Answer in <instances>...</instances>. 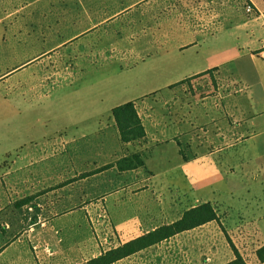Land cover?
<instances>
[{
    "label": "crops",
    "instance_id": "crops-1",
    "mask_svg": "<svg viewBox=\"0 0 264 264\" xmlns=\"http://www.w3.org/2000/svg\"><path fill=\"white\" fill-rule=\"evenodd\" d=\"M150 1L0 0V165L10 158L14 172L41 166L13 182L0 179V264H82L99 256L104 250L87 259L76 254V242L84 243L97 213L92 205L127 203L144 192L158 197L160 179L171 174L196 194L184 212L210 202L222 224L210 221L169 238L181 239L184 249L175 248L187 252L189 264L202 250L210 261L204 264L230 263L236 258L231 243L245 264H264L257 254L264 247V0L256 2L261 15L248 21L229 13L224 0L199 4V10L225 11L195 26L206 28L202 40L165 38L135 67L108 70L102 57L84 60L83 52L71 65L72 44ZM237 58L256 69L235 64ZM143 69L157 73V85L147 78L146 90L116 86ZM249 79L259 86L256 96ZM237 84L239 91L229 89ZM127 102H134L145 129L143 138L131 142L122 141L112 116ZM66 150L63 176L54 160L44 165ZM70 150L76 182L70 181ZM137 154L143 165L117 167ZM134 225L126 232L139 231ZM197 230L206 231L205 238L186 246L185 235L194 239Z\"/></svg>",
    "mask_w": 264,
    "mask_h": 264
},
{
    "label": "rangeland",
    "instance_id": "rangeland-1",
    "mask_svg": "<svg viewBox=\"0 0 264 264\" xmlns=\"http://www.w3.org/2000/svg\"><path fill=\"white\" fill-rule=\"evenodd\" d=\"M219 1L221 0H151L150 3L144 6H138L134 10L121 14L112 21L99 26L97 29L87 33L85 38L80 42L72 44L70 51L73 55H71L70 63L74 65L78 61L77 53L83 52L85 53L84 60L102 57L103 67L106 66L104 67L105 69H125L133 66L135 67L147 57L153 56L158 46L160 44L163 45L165 38L168 39L172 36H178V40L184 44L193 40H202L206 28L195 26L199 24L204 25L207 19L211 20L212 18H217L219 14L225 13V11L207 8L199 10L197 6L203 2L216 4ZM224 2L229 4L230 11L228 12L231 14L236 12L240 19L248 21L249 19H255V16L257 18L261 15L256 5L257 0H224ZM247 5L252 7L251 12H247L245 8ZM233 6L237 7L234 9ZM239 59L240 58L236 59L235 64L237 62L239 64L243 63V60ZM243 65L250 71L256 69L248 60H245V64L243 63ZM154 68L157 70V63ZM135 74L137 76L136 79H131L125 75L120 78L119 84L116 86L119 87L121 83L130 87L128 89L129 92L131 90L141 91L143 85L145 86L143 90L147 89V78L150 79L151 84L157 81V73L149 71L148 69L139 70ZM228 76L229 75L224 74L223 77ZM249 81L253 89L252 93L256 96V93H260L258 92L259 86H257L255 79H249ZM155 85H157V82ZM121 87L124 89L125 86L121 85ZM241 87V84H237V86L230 85L229 89L232 91L237 89V91H239ZM178 88L177 86L176 89ZM201 89L207 90L205 85L201 86ZM238 94L241 95V93ZM53 160L56 164L61 166L59 174L63 176L68 170L67 150L65 152L60 151L56 154L54 159L47 160L44 165L47 166L50 163L49 166H52ZM10 161L11 159L7 158L5 163L0 165L5 167V169H0V179H5L6 182H13L16 178L22 179V174L41 168L39 165H33L23 171L14 172L13 164ZM76 162L75 156L70 150V171L75 174V178L71 177L70 181L75 182L78 179L73 170ZM62 167H64V169H62ZM177 177H179V175H177L176 178ZM173 178L174 175L171 174L166 176L165 182H163L162 178L160 179L161 186L158 187V197L154 194L150 195L144 192L138 196L135 195L136 197L127 203L115 202L114 200H109L107 202L104 200L102 203H98L99 208L93 204L92 211H97V213H95V215L92 212L93 218L90 220L91 228H87L86 232L82 235L84 236V243L76 242L78 246L76 254L83 255L84 252L85 259L91 258L100 250L107 251L118 247L124 242L126 243L135 239L137 236H140L139 232L146 230L151 231L156 225L161 226V224L171 223V221L178 219L180 215L184 213L185 206L189 201L195 203L197 198L189 185L177 179L178 182H174L172 181ZM68 180V178L64 179L65 182ZM178 187L184 189L187 195H184L183 190H178ZM198 190L201 194L203 188H199ZM236 212L237 210H233L234 214H236ZM235 222L237 223V221ZM132 224H135L134 229L137 231L138 228L139 231L136 233H127L126 231ZM250 227L251 225L246 223L244 231H248ZM244 231L243 228H239L236 231L238 243L242 240V236H239V233H244ZM212 235L213 238L219 241V237L216 234ZM212 235H210V237ZM205 236L206 231L200 230L196 231L194 239H187L190 235H185V245L190 246L197 239L205 238ZM175 238L176 237L169 240L166 239L167 241L164 240V242H160L158 245L155 244L156 246L154 247L142 252L140 251L141 253L138 252V254H133L125 258L122 263L117 264H141L138 262L141 260L144 261V264H189L186 257L187 252L176 249H184L180 241L181 239L177 237L178 239L175 240ZM66 244L67 248H70L69 240L66 241ZM80 245H83V247L81 248ZM188 250L190 251L189 248ZM249 251L252 252L253 249ZM69 253L72 254V251L70 250ZM243 253L247 254L248 252L244 250ZM208 258L209 257L205 255V251H199L198 259L194 264L210 262ZM78 260L81 261L82 258Z\"/></svg>",
    "mask_w": 264,
    "mask_h": 264
},
{
    "label": "trees",
    "instance_id": "trees-1",
    "mask_svg": "<svg viewBox=\"0 0 264 264\" xmlns=\"http://www.w3.org/2000/svg\"><path fill=\"white\" fill-rule=\"evenodd\" d=\"M112 116L117 124L123 142H131L145 136V129L137 113L134 102H127L113 108ZM141 165H143V160L138 154L123 158L117 162V167L121 171L137 168ZM210 221H217L222 227L220 218L213 205L210 202L202 203L201 205L185 211L181 218L175 222L162 225L144 235L123 243L118 247L103 251L99 256L82 264L115 263L169 239L176 234L193 229ZM228 240L231 243L229 238ZM231 246L233 247L236 258L228 264H245V261L239 251L232 243ZM257 254L262 263H264V247L260 248L257 251Z\"/></svg>",
    "mask_w": 264,
    "mask_h": 264
},
{
    "label": "built area",
    "instance_id": "built-area-1",
    "mask_svg": "<svg viewBox=\"0 0 264 264\" xmlns=\"http://www.w3.org/2000/svg\"><path fill=\"white\" fill-rule=\"evenodd\" d=\"M245 8H246L247 12H251L252 11V7L250 5L245 6ZM260 55L262 57H264V48L261 50Z\"/></svg>",
    "mask_w": 264,
    "mask_h": 264
}]
</instances>
